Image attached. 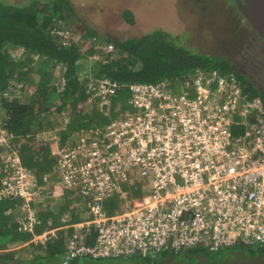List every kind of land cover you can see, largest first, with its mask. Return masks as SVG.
I'll list each match as a JSON object with an SVG mask.
<instances>
[{"label":"built area","instance_id":"2783aa9c","mask_svg":"<svg viewBox=\"0 0 264 264\" xmlns=\"http://www.w3.org/2000/svg\"><path fill=\"white\" fill-rule=\"evenodd\" d=\"M51 19L49 33L59 37L62 46L76 45L85 51L92 45L96 52L86 62L105 63L110 47L95 38L75 37L68 23L58 16ZM23 55L22 49L10 51L13 60ZM82 73L79 79L85 81L90 107H112L118 92L127 89L126 101L134 111L109 125L81 129L62 147L57 130L52 132L56 176L46 177L45 184L79 194L89 214L86 218L80 213L73 224L64 214L61 226L54 228H47L50 221L46 226L34 207H46L53 194L41 189L36 173L22 164L21 141L5 129L0 117V200L19 201L7 214L13 213L20 231L31 236L14 250L34 244L41 253L67 230L61 264L81 259L153 260L192 249L216 253L235 245H264V100L260 96L250 95L235 74L217 69L196 70L187 77L193 96L169 90L166 81L124 86L92 76L89 68ZM11 92L0 95V101ZM62 120L60 131L69 122L65 115ZM133 172L145 186L144 178H151V196L134 201L128 211L109 214L103 203L121 191L120 183H133ZM122 195L128 196L123 190Z\"/></svg>","mask_w":264,"mask_h":264},{"label":"trees","instance_id":"16d2710c","mask_svg":"<svg viewBox=\"0 0 264 264\" xmlns=\"http://www.w3.org/2000/svg\"><path fill=\"white\" fill-rule=\"evenodd\" d=\"M68 7L66 0H56L53 3H42L39 0H28L20 4L0 2V95L12 90L8 99L0 101V117L5 129L21 141L19 153L22 164L36 173L41 189L50 190L53 194L52 202L47 203L46 207L34 205L46 226L50 221L47 228L61 226L62 216L66 212L71 214L69 224L77 222L80 213H84L86 218L89 216L81 204L79 194L53 189L45 184L46 177L55 179L56 160L52 155L50 139L35 142L37 134L59 129L63 124V115L69 122L59 134L58 143L61 147L81 129L103 126L108 122L106 117L99 115L95 108L87 104L85 81L79 79L86 68H89L94 77L108 78L124 86L185 81L196 70L217 69L224 74L233 73L240 77L226 60L189 51L179 46L177 38H172L162 30L122 41L110 36L101 41L96 31L85 27L82 33L85 41L95 38L111 48L105 57V63L94 61L88 64L87 58L96 52L92 45H88L85 51L76 45L64 47L59 37L49 33L52 17L58 16L68 23L65 12ZM125 22L133 23L132 19ZM16 48L24 51L19 60L10 57V51ZM57 69L64 80L61 91L56 87ZM13 84H20V89H15ZM248 90L252 95H258L252 88L248 87ZM128 97L127 89L119 91L112 108L115 106L114 109H121ZM260 97L264 100L263 96ZM16 205H19V201L9 198L0 200V263L61 264L59 256L64 249L62 238L70 230L59 233V239L49 243L41 253L37 246L29 245L31 253H35L29 259L18 258L16 255L19 252L10 249L16 244H25L31 240L30 235L20 231L15 215L7 214ZM53 205L56 211H53ZM75 205L78 207L74 208ZM107 212L109 213L108 210ZM220 251L221 253H210L204 249H192L187 254L201 256L203 264H251L256 258L264 260V245L253 248L235 245ZM226 254H234L240 261L220 262L219 257ZM170 255L162 254L159 258ZM182 255L183 252H180L174 257ZM70 264H80V260Z\"/></svg>","mask_w":264,"mask_h":264},{"label":"rangeland","instance_id":"374dc122","mask_svg":"<svg viewBox=\"0 0 264 264\" xmlns=\"http://www.w3.org/2000/svg\"><path fill=\"white\" fill-rule=\"evenodd\" d=\"M25 1L27 0H0V2L8 4H20ZM39 1L42 3H53L56 0ZM66 1H68L69 6V9L66 8L67 11H65L69 19L67 27L74 32L75 37L82 35L86 29L85 27L96 31L98 39L101 41H105L108 36L122 41L138 38L154 30H162L170 34L172 38H177L179 46L189 51L226 60L234 66L235 72L244 82H248V78L256 83L258 82L259 91L257 89L253 90L258 93L256 96L264 97V44L255 36L241 15L226 0ZM129 19H132V24L125 22ZM190 80L192 81V78ZM190 84L191 82H186V80L167 81L169 90L178 93L190 92L193 96L194 90L190 87ZM56 87H58L59 91L62 90L59 82H56ZM114 107L108 106L102 110H96L99 115L108 119V122L103 126L109 125L123 113L134 111L127 101L123 102L121 109L118 107L114 109ZM60 133L61 131L58 129L55 132L58 140ZM49 134L48 131L43 132V135L37 134L35 142L40 143L46 139H51ZM37 136L39 137L37 138ZM67 142L68 139L66 140ZM252 142L250 138L249 144H252ZM49 144L52 145L50 140ZM132 176V184L125 185L120 183L121 191L115 193L103 203L109 214L119 209L128 211L134 201L140 202L144 197L151 196V178L149 176L144 178L147 181L145 186L139 175H136V172H133ZM122 190L127 192V197H123ZM52 208H54V205ZM55 209L53 211H56ZM66 214L65 220L68 221L71 218V214L69 212H66ZM14 246L10 249L14 250ZM30 250L31 247L29 246L15 249V251L19 252L16 256L29 259L35 254L31 253ZM187 253L188 251H184L182 258L180 256L176 258L174 257L175 255L171 254L165 258H159L160 256H158L153 260L137 258L127 260H80V264H148V261H150V264H203L201 256L196 254L188 256ZM219 261L235 263L236 261L239 262L240 259H237L234 254L233 256L226 254L220 256ZM250 263L264 264V260L261 261L256 258Z\"/></svg>","mask_w":264,"mask_h":264},{"label":"water","instance_id":"95a60500","mask_svg":"<svg viewBox=\"0 0 264 264\" xmlns=\"http://www.w3.org/2000/svg\"><path fill=\"white\" fill-rule=\"evenodd\" d=\"M264 44V0H226Z\"/></svg>","mask_w":264,"mask_h":264},{"label":"crops","instance_id":"0c3cea01","mask_svg":"<svg viewBox=\"0 0 264 264\" xmlns=\"http://www.w3.org/2000/svg\"><path fill=\"white\" fill-rule=\"evenodd\" d=\"M28 1V0H27ZM248 25V24H247ZM250 28V27H249ZM251 29V28H250ZM254 33V32H253ZM255 34V33H254ZM255 36L257 37V35L255 34ZM258 38V37H257ZM259 39V38H258ZM233 68H234V66H233ZM239 79H240V81L242 82V84H243V86L247 89L248 87H250V88H252V89H259V83L257 82H254L253 80H251L250 78H248V82H244V81H242L241 80V78L239 77ZM259 91V90H258ZM248 92H249V90H248ZM250 93V95H252V93H251V91L249 92ZM60 127H63V124H61V126ZM56 130H54L53 132H55ZM57 132V131H56ZM38 135H43V133H39ZM50 136L52 135V132H50V134H49ZM39 136H37V138H38ZM72 137V136H71ZM54 145H51V149H52V151L54 150Z\"/></svg>","mask_w":264,"mask_h":264}]
</instances>
